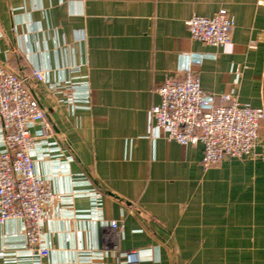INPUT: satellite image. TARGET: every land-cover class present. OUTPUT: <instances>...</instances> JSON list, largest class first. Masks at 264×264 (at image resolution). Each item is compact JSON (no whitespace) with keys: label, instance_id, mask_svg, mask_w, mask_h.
<instances>
[{"label":"crops","instance_id":"crops-1","mask_svg":"<svg viewBox=\"0 0 264 264\" xmlns=\"http://www.w3.org/2000/svg\"><path fill=\"white\" fill-rule=\"evenodd\" d=\"M221 8L230 43L194 40L186 20ZM0 63L46 112L53 134L34 160L62 194L45 208L50 253L30 256L11 219L0 264H128L134 250L132 264H264V119L259 155L204 168L202 144L168 141L150 115L156 89L188 69L217 103L264 106V0H0Z\"/></svg>","mask_w":264,"mask_h":264},{"label":"built area","instance_id":"built-area-1","mask_svg":"<svg viewBox=\"0 0 264 264\" xmlns=\"http://www.w3.org/2000/svg\"><path fill=\"white\" fill-rule=\"evenodd\" d=\"M186 25L194 40L223 47L231 41L235 18L226 8H221L212 16L193 15ZM71 69L77 72L81 66L73 65ZM33 76L44 80L46 75L43 70L34 69ZM156 91L160 102L150 109L154 127L164 130L168 141L202 144L204 168L229 158L259 155L256 147L264 106L243 103L231 94H223L217 103L215 96L202 88L199 74L190 69L181 77L168 76ZM0 121V224L21 220L29 255L47 256L50 249L44 241L45 208L61 199L62 194L37 173L34 154L36 145L52 136L53 128L30 91L27 78L8 70L2 63ZM37 124L39 133L33 134L32 128ZM108 226L117 237L123 231V223L118 220H112ZM122 255L128 264L140 260L135 250Z\"/></svg>","mask_w":264,"mask_h":264}]
</instances>
